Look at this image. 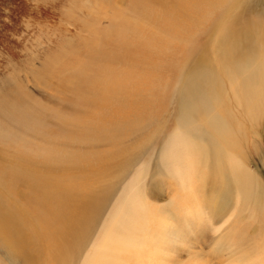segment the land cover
<instances>
[{
  "label": "bare ground",
  "instance_id": "bare-ground-1",
  "mask_svg": "<svg viewBox=\"0 0 264 264\" xmlns=\"http://www.w3.org/2000/svg\"><path fill=\"white\" fill-rule=\"evenodd\" d=\"M134 1L143 57L98 67L91 98L49 128L39 110L12 112L27 156L0 164V244L25 264H151L152 248L167 264H264V188L243 148L264 108V11Z\"/></svg>",
  "mask_w": 264,
  "mask_h": 264
},
{
  "label": "rangeland",
  "instance_id": "rangeland-1",
  "mask_svg": "<svg viewBox=\"0 0 264 264\" xmlns=\"http://www.w3.org/2000/svg\"><path fill=\"white\" fill-rule=\"evenodd\" d=\"M241 4L252 14L264 11V0H242ZM241 4L236 12L241 10ZM140 8L134 0H0V164L27 156L26 146L15 153L16 145L11 143L24 138L19 122L11 118L12 112L39 110L49 128L52 114L69 115L71 110L82 107L79 100L91 98V79L98 74V67L110 61L121 68L131 55L143 57L140 45L151 28L135 14ZM117 10L119 16L114 14ZM255 122L247 121L244 128L245 164L264 188V108ZM173 130L170 126L165 134ZM91 137L96 139L98 135ZM4 169L8 171V166L1 171ZM176 201L180 208L191 207L189 196ZM184 217L191 221V211ZM200 221L199 226L204 227L200 234L206 240L204 247L194 250L205 255L210 251L208 239L212 233L205 231L210 227L208 220ZM192 236L190 230V249ZM6 250L0 244V264H25L19 256L11 258ZM152 252L155 259L151 264H167L160 262L161 250L152 248ZM168 259L173 261L175 255ZM217 259L210 253L191 264H223Z\"/></svg>",
  "mask_w": 264,
  "mask_h": 264
}]
</instances>
